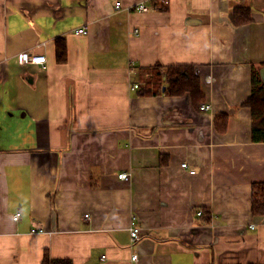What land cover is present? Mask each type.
<instances>
[{
  "label": "crops",
  "instance_id": "1",
  "mask_svg": "<svg viewBox=\"0 0 264 264\" xmlns=\"http://www.w3.org/2000/svg\"><path fill=\"white\" fill-rule=\"evenodd\" d=\"M155 3L0 0V264L45 251L71 264H264V215L251 213L264 142L244 105L252 73L264 79V0ZM236 8L250 21L235 25ZM155 64L194 65L209 108L139 95Z\"/></svg>",
  "mask_w": 264,
  "mask_h": 264
},
{
  "label": "trees",
  "instance_id": "2",
  "mask_svg": "<svg viewBox=\"0 0 264 264\" xmlns=\"http://www.w3.org/2000/svg\"><path fill=\"white\" fill-rule=\"evenodd\" d=\"M154 8L155 10H165L166 5H162L159 0H156ZM236 17H239L240 20ZM232 20L237 26L249 22L248 10L236 8ZM65 53V40L57 38L55 41L56 61L64 62ZM261 66L264 68V62L261 63ZM144 70L148 71L149 74L148 77L142 78L145 84L138 90L139 95L163 93L167 96H182L188 94L193 106L199 107L204 102L205 97L201 91L194 65L181 64L163 67L160 64H155ZM244 105L248 106L250 110L251 140L264 142V79L257 72L252 73L251 94ZM226 125L227 115L217 114L215 118L216 128L219 131H224ZM251 213L254 216L264 215V183L251 185ZM41 264H71V262L68 259H52L45 251Z\"/></svg>",
  "mask_w": 264,
  "mask_h": 264
},
{
  "label": "built area",
  "instance_id": "3",
  "mask_svg": "<svg viewBox=\"0 0 264 264\" xmlns=\"http://www.w3.org/2000/svg\"><path fill=\"white\" fill-rule=\"evenodd\" d=\"M161 2L163 4L167 3L166 0H161ZM121 8V3L119 1H117L115 3V9H120ZM135 9L138 10V11H147L148 8L140 3V4H137L135 5ZM78 33H85V31H83L82 29H78L77 30ZM18 60H19V63L20 64H26L27 63H33V64H42L45 62V57L43 55H28L27 53H22L18 56ZM132 88H137V84H133L132 85ZM201 110H206L207 109V106H201L200 107ZM181 166L183 168H186L187 164L186 163H182ZM194 171L193 170H190V173H193ZM118 177L120 179H123V180H127L128 179V175L125 174V173H122L120 175H118ZM18 219V214L14 215L13 217V220H17ZM131 226L129 228L130 230V237H131V240L132 241H137L139 239V229L137 227H135L134 223L131 222L130 223ZM32 232H35V233H43V230L41 228L39 229H32ZM131 259L134 261L136 260V255H133L131 257Z\"/></svg>",
  "mask_w": 264,
  "mask_h": 264
},
{
  "label": "bare ground",
  "instance_id": "4",
  "mask_svg": "<svg viewBox=\"0 0 264 264\" xmlns=\"http://www.w3.org/2000/svg\"><path fill=\"white\" fill-rule=\"evenodd\" d=\"M166 2H167V0H166ZM160 3H162V2L160 1ZM139 4H140V3H139ZM162 4H163V3H162ZM165 4H166V3H165ZM147 8H148V7H147ZM148 10H149V8H148ZM148 10H147V11H148ZM144 12H145V11H144ZM82 30H83V29H82ZM83 31H84V30H83ZM85 33H86V31H85ZM85 33H82V34H85ZM27 54L30 55L29 53H27ZM43 56H44V55H43ZM44 57H45V56H44ZM44 63H45V62H44ZM44 63H42V64H36V65H43ZM26 64H33V63H27V62H26ZM137 86H138V85H137ZM132 89H135V88H132ZM201 106H206V105H201ZM201 106H200V107H201ZM208 108H209V107L207 106V109H208ZM199 109H200V108H199ZM207 109H206V110H207ZM200 110H201V109H200ZM206 110H201V111H206ZM186 164H187V163H186ZM181 167H182V166H181ZM182 168H183V167H182ZM186 168H187V166H186ZM190 170H192V169H190ZM190 170H189V172H190ZM193 171H194V170H193ZM193 173H194V172H193ZM121 174H122V173H121ZM125 174H127V173H125ZM119 175H120V174H119ZM127 175H128V179H129V174H127ZM119 179H120V178H119ZM128 179H127V180H128ZM121 180H123V179H121ZM127 180H126V181H127ZM198 212H199L198 214H201V211H198ZM16 214H18V213H16ZM16 214H15V215H16ZM13 217H14V216H13ZM85 217H87V215H85ZM18 218H19V214H18ZM17 220H18V219H17ZM15 221H16V220H15ZM131 222H133L134 225H135L134 220H131ZM129 226H131V224H130ZM135 227H137V226L135 225ZM251 227H252V225H251ZM137 228H138V227H137ZM33 229L36 230V229H39V228H33ZM41 229H42V228H41ZM138 229H139V228H138ZM42 230H43V229H42ZM31 232H32V230H31ZM32 233H35V232H32ZM44 233H46V232L43 230V233H40V234H44ZM132 242H136V241H132ZM132 256H133V255H132ZM132 256H131V257H132ZM136 259H137V255H136ZM131 260H132V259H131ZM132 261H133V260H132ZM134 261H136V260H134Z\"/></svg>",
  "mask_w": 264,
  "mask_h": 264
}]
</instances>
